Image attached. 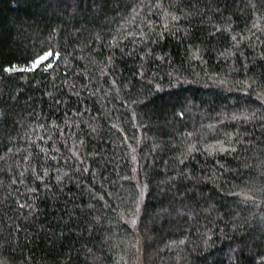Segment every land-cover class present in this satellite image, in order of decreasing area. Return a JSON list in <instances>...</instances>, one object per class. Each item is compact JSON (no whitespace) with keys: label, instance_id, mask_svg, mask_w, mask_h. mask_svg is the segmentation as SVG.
Here are the masks:
<instances>
[{"label":"trees","instance_id":"1","mask_svg":"<svg viewBox=\"0 0 264 264\" xmlns=\"http://www.w3.org/2000/svg\"><path fill=\"white\" fill-rule=\"evenodd\" d=\"M0 264H264V0H0Z\"/></svg>","mask_w":264,"mask_h":264},{"label":"snow or ice","instance_id":"2","mask_svg":"<svg viewBox=\"0 0 264 264\" xmlns=\"http://www.w3.org/2000/svg\"><path fill=\"white\" fill-rule=\"evenodd\" d=\"M174 19H176V17H173ZM52 55H59L58 53H52V52H46L44 55H42V56H38L35 60H33L32 62H31V66L29 67V66H24V67H22V68H19L18 70L19 71H24V72H31V71H35L36 70V68L37 67H39L40 66V63H41V61H44V60H46L49 56H52ZM161 59H163V57H161ZM111 62V58H109V63ZM46 67L47 68H51L52 67V64H47L46 65ZM7 71H12V68L11 67H9L8 69H6ZM113 83H115V81H113ZM157 87H159V85H157ZM180 115H183V113H180ZM220 143H222V142H220ZM221 151H225V150H227L226 149V147H221V149H220ZM133 159H134V157H133ZM42 179V178H41ZM57 179L59 180L60 179V177L58 176L57 177ZM21 207H24L25 205H20ZM136 207L138 208L139 207V205L137 204L136 205ZM133 223H135V219H133V221H132Z\"/></svg>","mask_w":264,"mask_h":264},{"label":"rangeland","instance_id":"3","mask_svg":"<svg viewBox=\"0 0 264 264\" xmlns=\"http://www.w3.org/2000/svg\"><path fill=\"white\" fill-rule=\"evenodd\" d=\"M47 60V59H46Z\"/></svg>","mask_w":264,"mask_h":264}]
</instances>
